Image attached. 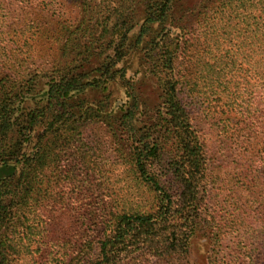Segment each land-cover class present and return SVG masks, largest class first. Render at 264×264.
<instances>
[{"label": "trees", "instance_id": "obj_1", "mask_svg": "<svg viewBox=\"0 0 264 264\" xmlns=\"http://www.w3.org/2000/svg\"><path fill=\"white\" fill-rule=\"evenodd\" d=\"M70 1L0 4V264H264V0Z\"/></svg>", "mask_w": 264, "mask_h": 264}, {"label": "rangeland", "instance_id": "obj_2", "mask_svg": "<svg viewBox=\"0 0 264 264\" xmlns=\"http://www.w3.org/2000/svg\"><path fill=\"white\" fill-rule=\"evenodd\" d=\"M65 6H66V11L65 15L70 14V12H74V8L72 7V3L68 4V0H64ZM0 4L3 6L9 7L11 9L18 8L16 5L18 4V0H0ZM67 4L69 6H67ZM15 13H18V10H15ZM34 28L32 29V32H34ZM29 42L33 44L34 48H39L41 45V41H38L35 43L33 38L30 36L29 37ZM41 48V47H40ZM41 51V50H40ZM42 52V51H41ZM195 109L193 110V116L195 117L194 120H218L216 119L217 116L219 115L218 113L213 112V109H206L201 105H196L194 106ZM207 114V116H206ZM214 128L213 126H211ZM200 128V133H202L206 139L209 141L211 144V140L214 138V133L212 132L211 128L209 127L208 124L204 122L200 123L199 125ZM101 141H96V143H92V145L97 148V149H105L107 146L105 144L99 145ZM213 144V143H212ZM216 144V142H215ZM99 145V146H98ZM238 190L240 188L238 187ZM236 196L235 193L232 194L231 197L228 199H225L226 196L222 195V201L229 200L230 203L228 202L227 210H231L233 207L232 204L236 201L238 205H242L243 202H241L239 199L234 200L233 198ZM79 203L75 204H68L64 206L60 205H55L52 208H50V211L47 212L46 216L47 217V232L49 238L51 239L50 242L52 244H48L43 248V253L44 255L42 256H37L36 259L38 261L37 264H41L43 262H46L48 258L51 256L49 255V252L52 254H55V258H58V252H67V249H63L64 247L62 246L65 244L68 246V241H70V244H74V241L77 242L79 241L80 238V233L82 228H84L82 225H80V222L78 221L77 218V210L74 209V207H78ZM226 209H223V214H227ZM249 212V211H248ZM245 215V214H244ZM226 216V215H224ZM249 216V215H248ZM250 221H252V217H249ZM196 248L193 251L192 257H191V263L190 264H205V260L203 256L205 255V241L202 238L196 239ZM53 262H55L54 259H51ZM152 264H161L157 261L153 262Z\"/></svg>", "mask_w": 264, "mask_h": 264}]
</instances>
